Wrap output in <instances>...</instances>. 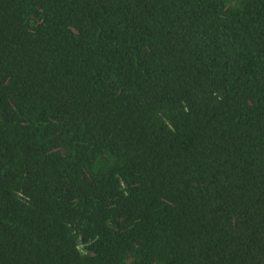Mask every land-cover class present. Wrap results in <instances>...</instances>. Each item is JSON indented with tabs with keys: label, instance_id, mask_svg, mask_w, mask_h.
<instances>
[{
	"label": "trees",
	"instance_id": "trees-1",
	"mask_svg": "<svg viewBox=\"0 0 264 264\" xmlns=\"http://www.w3.org/2000/svg\"><path fill=\"white\" fill-rule=\"evenodd\" d=\"M0 264H264V0H0Z\"/></svg>",
	"mask_w": 264,
	"mask_h": 264
}]
</instances>
